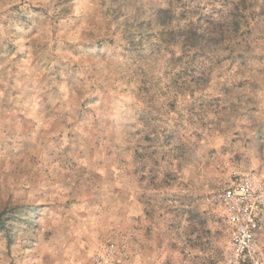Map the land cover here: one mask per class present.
I'll return each mask as SVG.
<instances>
[{
    "label": "clouds",
    "instance_id": "9594fccd",
    "mask_svg": "<svg viewBox=\"0 0 264 264\" xmlns=\"http://www.w3.org/2000/svg\"><path fill=\"white\" fill-rule=\"evenodd\" d=\"M230 175L229 233L247 237L264 220V0H0V264H70L89 234L77 264H237L205 215ZM245 246L264 264V235Z\"/></svg>",
    "mask_w": 264,
    "mask_h": 264
},
{
    "label": "rangeland",
    "instance_id": "374dc122",
    "mask_svg": "<svg viewBox=\"0 0 264 264\" xmlns=\"http://www.w3.org/2000/svg\"><path fill=\"white\" fill-rule=\"evenodd\" d=\"M171 107L174 109L175 105H171ZM236 159H239V156H237ZM233 176H235V175H230L228 177V180L230 181ZM224 189H225V187H223V190ZM221 192L217 193V195H219ZM209 212L211 213L212 222L214 224L218 225V227L215 230L212 228H208L207 231L209 234H212L215 231V234L220 238V241L223 244V247L220 248L219 251L221 253H227L228 258H229L230 251H231L230 239L228 238L229 236H228V233L226 231V226H225V223H224V220L222 217V213H221V210L219 207V203L215 204L212 208L207 209L205 212V215H207ZM3 215H4L3 213H0V217H3ZM200 215H201L200 213H196L195 217H191V218L199 220ZM200 222L203 224L208 223L207 220H201ZM5 226H6V222L3 220H0V230H3L5 228ZM178 227H179V225L176 223H170L168 225V228L171 230H175ZM261 235H264V220L262 222V227H261V230L259 233V236H261ZM98 240H99V237H96L93 234H89L87 237H82L81 242L83 243L84 247L79 249V252L75 248H73L70 251L66 250V252L64 254V259L70 260V264H77V262L80 260V255L85 253V252L87 253V256L89 257V259L95 258L98 249L96 247L89 246L88 241H92L93 244H95L96 241H98ZM107 247H111V245L109 244ZM99 259L103 262V264H112V262L108 260L107 252L100 251L99 252ZM165 264H171V262L167 258H165Z\"/></svg>",
    "mask_w": 264,
    "mask_h": 264
},
{
    "label": "built area",
    "instance_id": "2783aa9c",
    "mask_svg": "<svg viewBox=\"0 0 264 264\" xmlns=\"http://www.w3.org/2000/svg\"><path fill=\"white\" fill-rule=\"evenodd\" d=\"M245 179L247 178L245 177ZM240 180H241V176L239 175H235L232 177V179L230 180L232 186L225 187V189L218 195V198L220 200L219 207L222 213V217L226 226V231L228 233V236L233 237L230 239L231 251H230L229 259L235 258L237 264H252L250 257L248 259H241L242 257L248 256V247L245 246L237 250L236 248L233 247V245L238 244L240 239H243L246 245L249 238L259 237L263 220L261 219L260 216H257L255 218L248 217L245 224L241 226L247 228V233H248L247 237H245L243 233H241L240 237H235V233L238 231V229L233 228L232 232L229 233V228L237 223V217L234 214L236 209L231 208L230 206H226L228 202L227 200L224 199L225 197H231L232 195L239 196V193L241 191H244L243 185H241V188L239 190H237L235 187V185L239 183ZM240 207L242 208L243 206L241 205Z\"/></svg>",
    "mask_w": 264,
    "mask_h": 264
}]
</instances>
